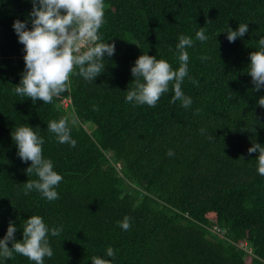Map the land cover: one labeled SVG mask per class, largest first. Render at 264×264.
I'll return each instance as SVG.
<instances>
[{"label":"trees","instance_id":"1","mask_svg":"<svg viewBox=\"0 0 264 264\" xmlns=\"http://www.w3.org/2000/svg\"><path fill=\"white\" fill-rule=\"evenodd\" d=\"M104 4L98 42L115 43L104 72L88 81L74 68L67 91L34 104L14 92L26 53L13 27L20 20L31 29L33 4L0 0V239L13 221L23 240L25 220L39 215L49 229L62 228L59 236L49 231L53 256L44 264H93L94 256L112 264H264V176L259 152L248 153L255 141L264 146V107L257 103L264 87L254 91L247 74L264 37V0ZM240 23L248 32L229 42L227 28ZM200 27L206 41L196 38ZM181 35L193 40L181 85L191 106L172 102L174 82L155 107L127 102L136 60L148 54L178 69ZM65 116L75 121V147L47 130ZM22 124L44 138L43 156L63 176L57 200L37 190L25 195L24 183L38 177L26 174L32 162L19 158L12 139ZM125 216L127 231L118 224ZM0 264L35 262L14 253Z\"/></svg>","mask_w":264,"mask_h":264},{"label":"clouds","instance_id":"2","mask_svg":"<svg viewBox=\"0 0 264 264\" xmlns=\"http://www.w3.org/2000/svg\"><path fill=\"white\" fill-rule=\"evenodd\" d=\"M31 2L33 4L29 14L31 29H28L26 21L16 20L13 24L26 53L25 70L14 92L19 96L31 98L34 104L37 101L49 104L53 97L68 90L74 68L78 67V74L85 80L95 81L105 70L103 63L105 55L109 57L114 55L115 43L98 42L101 39L98 31L104 18V0H31ZM248 30V24L244 23H240L237 30L228 27L227 39L229 42H235ZM196 38L200 41L208 39L204 27H200L196 32ZM85 45L91 46L82 51ZM191 46L192 38L184 35L179 37L176 47L180 66L175 70L164 59H157L156 56L148 54L141 55L131 69L135 78L132 82L134 87L127 90L126 101L155 107L161 95L168 91L169 83L174 82L172 102L179 100L182 107L189 108L192 99L184 95L181 85L188 75L189 54L186 48ZM257 49L250 53L247 74L252 77L254 91L259 92L264 87V37L258 40ZM257 103L258 106L264 107V96L260 97ZM70 124L74 125L75 121L70 122L68 117H61L59 120L49 121L47 130L55 134L59 143H68L75 147L77 141L71 137ZM34 129L22 124L16 126L11 134L18 147L19 158L25 163L32 162L25 170L26 174L29 177L33 174L38 177L24 183L25 195L37 190L48 201H54L59 199L56 188L63 180V176L54 170L52 160L44 158L42 146L45 140ZM257 151L258 173L264 176V146L255 141L248 149V153ZM167 155L171 157L174 152L170 149ZM130 220L131 217L125 216L118 224L127 231L131 228ZM16 231L15 223L10 221L7 234L0 239V257L10 259L14 253H18L35 264H44L45 257L53 256L48 233L50 231L51 236H59L62 228L49 229L41 216L32 215L23 225V240L16 239ZM107 256H114V249L110 246L107 248ZM92 261L93 264H112L111 260L99 256L92 257Z\"/></svg>","mask_w":264,"mask_h":264},{"label":"built area","instance_id":"3","mask_svg":"<svg viewBox=\"0 0 264 264\" xmlns=\"http://www.w3.org/2000/svg\"><path fill=\"white\" fill-rule=\"evenodd\" d=\"M89 45H85L82 49L88 47ZM70 100H66V103L68 104ZM244 245H247L246 243H244ZM251 251V250H250Z\"/></svg>","mask_w":264,"mask_h":264}]
</instances>
